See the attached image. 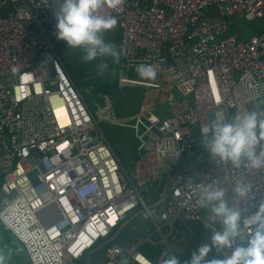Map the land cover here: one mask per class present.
<instances>
[{
    "label": "built area",
    "instance_id": "1",
    "mask_svg": "<svg viewBox=\"0 0 264 264\" xmlns=\"http://www.w3.org/2000/svg\"><path fill=\"white\" fill-rule=\"evenodd\" d=\"M60 2L0 0V222L28 263L80 264L140 208L150 222L145 232L130 246L106 244L96 264H160L170 253L192 252L203 244L196 231L211 243L223 230L211 203H200L204 187L223 189L242 218L254 212L264 202V167L220 162L199 129L217 115L226 122L231 112L264 113L255 108L264 99V0H121L98 10L117 19L119 85L147 91L166 83L167 104L173 89L190 99L163 118L140 103L129 126L137 143L130 172L102 129L122 125L109 97L92 112L83 96L89 88H78L55 50ZM239 16L260 20V32L248 40L228 35ZM140 64L153 66L155 78L129 76ZM198 138L208 164L195 160ZM170 165L180 169L160 188L162 207L148 208L141 188L168 175ZM237 186L248 189L244 197ZM246 232L232 248L246 245ZM142 245L161 248L151 258Z\"/></svg>",
    "mask_w": 264,
    "mask_h": 264
},
{
    "label": "clouds",
    "instance_id": "2",
    "mask_svg": "<svg viewBox=\"0 0 264 264\" xmlns=\"http://www.w3.org/2000/svg\"><path fill=\"white\" fill-rule=\"evenodd\" d=\"M120 4L121 0H62L55 13L54 34L68 47L82 48L85 61L107 56L118 59L115 47L103 39V34L116 26L117 19L112 15L97 13L103 6L115 9ZM136 72L145 79L156 76V69L151 65H137ZM199 131L211 156L217 157L220 162H230L237 168L264 167V113L254 110L237 113L226 122L217 115L210 126H203ZM234 191L244 197L248 189L237 186ZM223 197V189L204 187L201 191L200 203H211L212 213L221 219L223 225L222 231L212 234L211 243L201 244L185 261L170 253L160 264H264V202L242 218L241 212L230 207ZM244 229H247L244 237L246 245L232 248L234 239L239 238L238 234ZM214 248L232 250L223 258H212L210 253ZM3 259L0 256V261Z\"/></svg>",
    "mask_w": 264,
    "mask_h": 264
},
{
    "label": "rangeland",
    "instance_id": "3",
    "mask_svg": "<svg viewBox=\"0 0 264 264\" xmlns=\"http://www.w3.org/2000/svg\"><path fill=\"white\" fill-rule=\"evenodd\" d=\"M261 26L260 20L253 19L247 21L243 16L233 19L230 22V29L227 31V34L237 33L238 37L243 40H248V38L255 34L257 29ZM103 39L112 44L116 51L118 52V37L117 31H107L103 34ZM83 49L82 48H71L68 47L66 42L62 40L60 56L70 73L71 77L76 82L78 88L83 91L85 87L89 88L88 92L83 91V96L90 107L92 112L97 111L99 107H102L105 104L104 95L109 97L112 109L115 116L118 120L121 121L122 125H110L103 124L102 129L108 138L112 148L115 150L118 155L121 163L125 167L126 171H131L132 162L136 156V140L134 138L133 131L130 129V125L134 122V114L137 112L140 103L145 100L150 102L153 107H156V104L153 103L154 99L162 92L163 88L169 89L168 84L163 83L162 89H146L144 87L138 86H121L118 84V66H119V53L118 59H114L111 56L107 57H97L91 61H85L83 59ZM102 63L105 65L98 69V64ZM129 76L135 77L137 79L145 80L141 78L137 72L136 68L130 70ZM145 91V93H143ZM147 92V93H146ZM174 100L173 105L170 106L167 104L164 99V105H158L153 109V112L159 117L163 118L168 116L174 109L179 107L180 100L183 99L182 95L173 89ZM159 97V96H158ZM255 108L258 110L264 109V99L259 100L255 105ZM166 115V116H165ZM235 114L231 112V117ZM180 169V166H168V175L163 174V178L160 181L149 182L144 187L141 188L144 201L147 205H150L156 202L159 197L160 188L168 182L169 177ZM162 203L157 206L161 208ZM135 224L143 227V233L150 225L148 217L144 213H140L135 220ZM0 229V256L4 259L0 261V264H27L25 262L24 253L21 245H19L11 234H8L4 229ZM127 228H124L121 231V234L115 239L116 242H119L121 237L126 233ZM197 234V231H196ZM199 234V233H198ZM192 241L189 242V244ZM161 246H155L152 248V253L157 254L158 249ZM183 246L180 245V249ZM194 251V250H193ZM192 251V252H193ZM97 252V251H96ZM192 252H187L182 255L179 252H174L182 261L187 260L190 257ZM231 252H222L220 253V258H223L226 255H229ZM88 252H85L79 263L87 264ZM103 257L102 253H97L93 255L90 260L91 264H96Z\"/></svg>",
    "mask_w": 264,
    "mask_h": 264
},
{
    "label": "trees",
    "instance_id": "4",
    "mask_svg": "<svg viewBox=\"0 0 264 264\" xmlns=\"http://www.w3.org/2000/svg\"><path fill=\"white\" fill-rule=\"evenodd\" d=\"M61 43H62V40H57L55 41V50L56 52L58 53V55L60 56V50H61ZM61 58V56H60ZM62 60V58H61ZM63 61V60H62ZM64 64V62H63ZM65 65V64H64ZM73 79V78H72ZM74 80V79H73ZM75 82V81H74ZM76 83V82H75ZM196 149L198 150V156L196 157L195 160L197 161H200L201 163H205V164H208L210 162V160H208V152H204L203 150V147L201 145V142L199 140V138L197 139L196 141ZM138 216L134 217L124 228H127V231L126 233H124V235L121 237L119 243L125 245V246H130L134 240L139 237L140 235L143 234V227L135 224V220L137 219ZM1 227H3L2 229H4V231H7L6 228L0 223V229ZM123 228V229H124ZM122 229V230H123ZM121 230V231H122ZM121 231L118 233L121 234ZM199 233V234H198ZM117 235V236H118ZM197 238L198 239H201L204 242H207V235L205 234V232L203 231H200L198 230L197 231ZM117 238V237H116ZM115 238V239H116ZM116 241V240H115ZM22 246V245H21ZM23 248V247H22ZM143 253H145L146 255H148L149 257H154V254L152 253V248L149 246V245H142L140 246L139 248ZM103 251H104V248H101L100 250H97V252L95 251L93 254L90 255L89 257V264L90 263V260L91 258L93 257V255L97 254L98 252L99 253H102L103 254ZM23 252H24V255H25V251H24V248H23ZM210 256H212V258H220V255L219 254H215L213 251L210 253Z\"/></svg>",
    "mask_w": 264,
    "mask_h": 264
},
{
    "label": "water",
    "instance_id": "5",
    "mask_svg": "<svg viewBox=\"0 0 264 264\" xmlns=\"http://www.w3.org/2000/svg\"><path fill=\"white\" fill-rule=\"evenodd\" d=\"M162 197H159V199L148 205V208H152V207H157L162 203ZM140 213H143V209H138L135 212H133L127 219H125L120 225L119 227L115 230V232L112 234V236H110L109 238H107L106 240H104L103 242H101L98 246L94 247L93 249H91L86 257L87 260V264H89V255L97 250H100L101 248H103L106 244L110 243L111 241L115 240V238L117 237L118 233L136 216H138Z\"/></svg>",
    "mask_w": 264,
    "mask_h": 264
},
{
    "label": "crops",
    "instance_id": "6",
    "mask_svg": "<svg viewBox=\"0 0 264 264\" xmlns=\"http://www.w3.org/2000/svg\"><path fill=\"white\" fill-rule=\"evenodd\" d=\"M260 30H261V26L257 29V31H256V33L255 34H257V33H259L260 32ZM253 35V34H252ZM143 93H145V91L143 92ZM147 93V92H146ZM159 96V97H158ZM158 96L154 99V102L153 103H155L156 104V107L158 106V105H160V106H163L164 105V102H163V96H164V90L162 91V92H160L159 94H158ZM190 102V99L189 98H183V99H181L180 100V104L181 105H183V104H187V103H189ZM180 106V105H179ZM156 107H154V108H156ZM166 116V115H165ZM135 149H136V147H135ZM135 155H136V153H135ZM134 159H135V157H134ZM1 223V222H0ZM2 224V223H1ZM3 225V224H2ZM4 226V225H3ZM5 227V226H4ZM6 228V227H5ZM6 230H7V233L8 234H11V232L6 228ZM12 235V234H11ZM13 236V235H12ZM13 238L16 240V242L19 244V245H21V243L13 236ZM99 245V244H98ZM97 245V246H98ZM21 247H23V246H21ZM23 249V248H22ZM95 252V251H94ZM94 252H92L91 254H93ZM24 253V252H23ZM90 254V255H91ZM90 255H89V257H90ZM24 258H25V262L27 263V264H29L28 263V261H27V259H26V254L24 255Z\"/></svg>",
    "mask_w": 264,
    "mask_h": 264
}]
</instances>
